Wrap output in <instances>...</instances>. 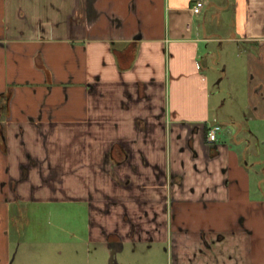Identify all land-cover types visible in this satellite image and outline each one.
Returning a JSON list of instances; mask_svg holds the SVG:
<instances>
[{
  "label": "crops",
  "instance_id": "obj_1",
  "mask_svg": "<svg viewBox=\"0 0 264 264\" xmlns=\"http://www.w3.org/2000/svg\"><path fill=\"white\" fill-rule=\"evenodd\" d=\"M196 1L0 0V264L39 259L19 248L48 234L13 230L30 199L152 217L162 226L130 218L131 232L170 241L174 264H264V160L258 171L208 139L220 123L202 45L224 39ZM234 16L246 104L223 116L229 133L246 123L264 143V0H237ZM110 233L124 234L88 238Z\"/></svg>",
  "mask_w": 264,
  "mask_h": 264
},
{
  "label": "rangeland",
  "instance_id": "obj_2",
  "mask_svg": "<svg viewBox=\"0 0 264 264\" xmlns=\"http://www.w3.org/2000/svg\"><path fill=\"white\" fill-rule=\"evenodd\" d=\"M194 1L196 0H192ZM201 1L204 2L205 7L199 18L200 21L206 24L208 34L224 39L202 45L203 54H207L202 60L207 66L204 67V71L209 76L210 88L215 93L211 102L213 119L210 122H216L217 119L220 123V129L217 132L219 138L228 142L235 150H245L249 161H258L255 169L259 171L260 164H263L264 160V143L249 134V125L246 123L243 129L236 127L233 133H229L230 123L223 116L225 111L231 108L240 115L246 104V91L239 80L238 59L241 53L233 42H228L234 33H237L234 26L237 0ZM230 92L233 93L232 98H230ZM257 177L256 175L254 192L259 193L260 177ZM262 186L264 189V182ZM15 215L18 219L13 226L14 232L15 230L33 231L35 235L36 233L48 234L50 237L45 235V238L38 237L36 244H22L20 248L16 246V251L19 248L20 253L27 249V252L31 254L28 258L32 261L35 259L34 253L39 256L36 263L29 264H110V242L88 238L90 229L107 230L109 227L124 232L123 236H119L123 245L122 249L116 253L118 264H174V251L170 241L160 238L151 239L146 236L144 230L135 234L131 232L129 221L131 219H135L148 228L155 225L162 226V223H153L155 221L152 217L144 221L140 217H103L102 215L91 219L87 201L57 199L23 201L20 206H17ZM134 227L136 228V225ZM115 236L118 237L117 234L110 233L109 240ZM185 261L188 262V260ZM195 261L193 259V262ZM16 264H19V260Z\"/></svg>",
  "mask_w": 264,
  "mask_h": 264
},
{
  "label": "built area",
  "instance_id": "obj_3",
  "mask_svg": "<svg viewBox=\"0 0 264 264\" xmlns=\"http://www.w3.org/2000/svg\"><path fill=\"white\" fill-rule=\"evenodd\" d=\"M203 7H204V2L201 0H197L193 6V10L195 13H199ZM219 129H220V125L211 126L207 134L208 139L214 141L216 139V135Z\"/></svg>",
  "mask_w": 264,
  "mask_h": 264
},
{
  "label": "water",
  "instance_id": "obj_4",
  "mask_svg": "<svg viewBox=\"0 0 264 264\" xmlns=\"http://www.w3.org/2000/svg\"><path fill=\"white\" fill-rule=\"evenodd\" d=\"M110 247H111V256H110V264H118L116 260V253L122 249V242H115L110 241Z\"/></svg>",
  "mask_w": 264,
  "mask_h": 264
},
{
  "label": "trees",
  "instance_id": "obj_5",
  "mask_svg": "<svg viewBox=\"0 0 264 264\" xmlns=\"http://www.w3.org/2000/svg\"><path fill=\"white\" fill-rule=\"evenodd\" d=\"M8 104H9V100L8 98L6 97L5 99L1 98L0 99V112L6 107V109H8ZM210 127H206L205 131H206V134L208 133ZM4 144V143H3ZM5 146V144H4ZM117 144H114L113 145V152H115V149H117ZM112 152V151H111Z\"/></svg>",
  "mask_w": 264,
  "mask_h": 264
},
{
  "label": "flooded vegetation",
  "instance_id": "obj_6",
  "mask_svg": "<svg viewBox=\"0 0 264 264\" xmlns=\"http://www.w3.org/2000/svg\"><path fill=\"white\" fill-rule=\"evenodd\" d=\"M110 241L121 242V238H119V236L118 237L115 236V238H111Z\"/></svg>",
  "mask_w": 264,
  "mask_h": 264
}]
</instances>
